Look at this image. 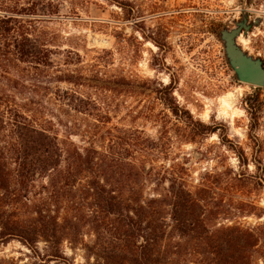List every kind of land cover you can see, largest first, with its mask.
<instances>
[{"label": "rangeland", "instance_id": "374dc122", "mask_svg": "<svg viewBox=\"0 0 264 264\" xmlns=\"http://www.w3.org/2000/svg\"><path fill=\"white\" fill-rule=\"evenodd\" d=\"M243 11L252 25L241 45L264 61V0H35L14 13L34 24L26 32L0 28V168L11 175L1 188L33 199L46 183L35 175L27 192L21 182L39 158L35 132H28L31 149L17 137L27 133L19 128L24 121L77 144L86 130L101 133L104 146L114 134L146 147L145 157L127 155L137 165L145 158V169L165 178L106 189L146 196L172 189L175 172L211 201L194 210L198 220L172 207L145 214L165 219L155 251L166 264H264V87L235 79L218 37ZM59 169L66 171L64 160ZM59 184L63 203L51 209L65 224L74 191L63 178ZM34 218L22 209L11 217L18 226ZM141 219L144 225L150 217ZM37 247L43 252L44 241ZM62 247L70 262L87 264L84 248L66 239ZM29 248L0 234V260L32 261Z\"/></svg>", "mask_w": 264, "mask_h": 264}, {"label": "trees", "instance_id": "16d2710c", "mask_svg": "<svg viewBox=\"0 0 264 264\" xmlns=\"http://www.w3.org/2000/svg\"><path fill=\"white\" fill-rule=\"evenodd\" d=\"M34 2L35 0H0V11H3L0 28L6 30L11 25L24 32L32 28L33 20L13 14L30 10ZM26 126L25 121L19 126L26 130L27 133H23L25 137L23 134L17 137L23 141L21 143L24 150L31 149L35 141L28 132H35L39 158L37 164L29 166L22 174L21 182L27 192L28 186H34L35 175L46 179V183L42 185L41 192L32 195L33 199L26 192L9 189L8 186L2 189L0 186L3 190H0V234L18 236L30 247L27 261H32L21 264H73L64 255L62 244L65 239L72 249H76L78 245L84 248L87 264H166L164 256L155 251L164 235L165 219L162 215L153 218L145 214L172 207L191 210L192 220H198L200 217L194 210H200L203 203L211 202L204 196L203 190L192 191L183 177L175 172L172 173V189L154 191L146 196L141 189L116 194L115 190L106 189L109 182L116 186L125 181L142 185L151 175L155 176L157 182L165 178L164 175L160 176V172L153 173V167L145 169V158L137 165L127 155L130 151L145 157L146 147H134L128 142H120L114 134H110L108 144L104 146L101 133L91 135L87 130L81 135L82 143L77 144L69 137L62 140L58 134L50 135L43 127L35 130ZM14 152L20 153L17 149ZM62 160L67 163L66 171L59 169ZM52 170L54 173L50 175ZM10 176L4 168H0V182L10 181ZM62 178L63 185L74 191L71 198L65 200L71 210L64 219L65 224L58 221L59 215L54 214L57 209H51L52 206L59 208L56 203H63L62 195L58 194ZM21 209L36 215V218L27 225L18 226L19 222L11 217L17 216ZM130 211L137 212L138 216L132 218ZM143 216L150 217L144 225L141 223ZM138 238H142V241L137 242ZM38 240L44 241L43 252L38 250ZM92 256L94 261L90 262ZM6 263L0 260V264Z\"/></svg>", "mask_w": 264, "mask_h": 264}, {"label": "water", "instance_id": "95a60500", "mask_svg": "<svg viewBox=\"0 0 264 264\" xmlns=\"http://www.w3.org/2000/svg\"><path fill=\"white\" fill-rule=\"evenodd\" d=\"M259 20L255 19L254 23ZM251 23L248 15L243 11L233 27L224 26L218 31L219 40L222 43L225 59L239 82L253 87H264V61L260 56H254L238 43V37L247 32Z\"/></svg>", "mask_w": 264, "mask_h": 264}, {"label": "clouds", "instance_id": "9594fccd", "mask_svg": "<svg viewBox=\"0 0 264 264\" xmlns=\"http://www.w3.org/2000/svg\"><path fill=\"white\" fill-rule=\"evenodd\" d=\"M229 102L230 103H238V97H236V98H229ZM225 107H227V105H225Z\"/></svg>", "mask_w": 264, "mask_h": 264}, {"label": "bare ground", "instance_id": "6f19581e", "mask_svg": "<svg viewBox=\"0 0 264 264\" xmlns=\"http://www.w3.org/2000/svg\"><path fill=\"white\" fill-rule=\"evenodd\" d=\"M239 38V37H238ZM240 45L242 44L244 47L246 46V42L245 40L240 36L239 38V42H238Z\"/></svg>", "mask_w": 264, "mask_h": 264}]
</instances>
